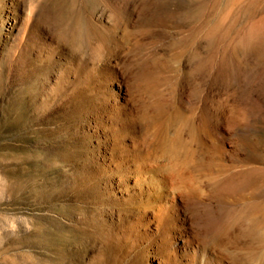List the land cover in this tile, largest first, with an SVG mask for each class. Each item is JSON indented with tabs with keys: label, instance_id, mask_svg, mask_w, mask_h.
<instances>
[{
	"label": "rangeland",
	"instance_id": "obj_1",
	"mask_svg": "<svg viewBox=\"0 0 264 264\" xmlns=\"http://www.w3.org/2000/svg\"><path fill=\"white\" fill-rule=\"evenodd\" d=\"M0 264H264V0H0Z\"/></svg>",
	"mask_w": 264,
	"mask_h": 264
},
{
	"label": "clouds",
	"instance_id": "obj_2",
	"mask_svg": "<svg viewBox=\"0 0 264 264\" xmlns=\"http://www.w3.org/2000/svg\"><path fill=\"white\" fill-rule=\"evenodd\" d=\"M11 227L14 229V228L16 227V225L13 223V224L11 225Z\"/></svg>",
	"mask_w": 264,
	"mask_h": 264
},
{
	"label": "bare ground",
	"instance_id": "obj_3",
	"mask_svg": "<svg viewBox=\"0 0 264 264\" xmlns=\"http://www.w3.org/2000/svg\"><path fill=\"white\" fill-rule=\"evenodd\" d=\"M202 258V257H201ZM205 259V258H204ZM211 262V261H210Z\"/></svg>",
	"mask_w": 264,
	"mask_h": 264
}]
</instances>
